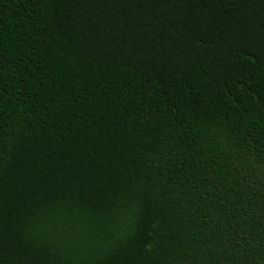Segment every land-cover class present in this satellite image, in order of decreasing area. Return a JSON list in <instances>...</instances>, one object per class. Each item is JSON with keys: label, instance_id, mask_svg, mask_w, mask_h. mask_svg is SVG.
Segmentation results:
<instances>
[{"label": "trees", "instance_id": "16d2710c", "mask_svg": "<svg viewBox=\"0 0 264 264\" xmlns=\"http://www.w3.org/2000/svg\"><path fill=\"white\" fill-rule=\"evenodd\" d=\"M0 264H264V0H0Z\"/></svg>", "mask_w": 264, "mask_h": 264}]
</instances>
